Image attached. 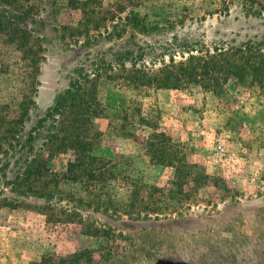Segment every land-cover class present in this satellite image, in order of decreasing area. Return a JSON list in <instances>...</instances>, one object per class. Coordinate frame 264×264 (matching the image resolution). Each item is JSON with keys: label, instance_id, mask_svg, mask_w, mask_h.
<instances>
[{"label": "rangeland", "instance_id": "obj_1", "mask_svg": "<svg viewBox=\"0 0 264 264\" xmlns=\"http://www.w3.org/2000/svg\"><path fill=\"white\" fill-rule=\"evenodd\" d=\"M31 2L37 68L0 39V106L34 99L0 159V264H264V80L153 82L215 47L264 60V0Z\"/></svg>", "mask_w": 264, "mask_h": 264}, {"label": "trees", "instance_id": "obj_2", "mask_svg": "<svg viewBox=\"0 0 264 264\" xmlns=\"http://www.w3.org/2000/svg\"><path fill=\"white\" fill-rule=\"evenodd\" d=\"M32 0H0V39L3 43V50L7 47H14L21 54L20 61L12 65L16 71H26L38 66L40 56L30 45L32 34L30 24L36 21L39 13L35 10ZM205 53V54H204ZM259 49L245 46L244 48L221 47L209 50L196 51L191 53L186 61L175 62L171 65H164L153 78V82L160 87H178L190 81H203L206 88H211L214 93L223 91V83L232 81L239 82L238 78L243 75H254V80L262 83L264 80V60L259 55ZM199 54V55H198ZM241 59L243 62H241ZM33 97V96H32ZM24 96L19 103L18 110L9 111V107L0 106V159L7 154L14 144L18 142V136L22 132L25 120L29 115L28 108L34 105L33 98ZM72 90L68 89L64 94L57 97L56 104L49 109L38 126L33 127L29 132L26 144L33 147V131L43 126V123L55 114L61 115L65 105L74 101ZM12 117V118H11ZM79 144V143H78ZM207 178V177H206ZM137 192L139 186H137ZM95 227H87L86 235L93 238L108 239L107 233L101 232ZM77 260L84 258L91 259L92 254L88 250L75 255Z\"/></svg>", "mask_w": 264, "mask_h": 264}, {"label": "built area", "instance_id": "obj_3", "mask_svg": "<svg viewBox=\"0 0 264 264\" xmlns=\"http://www.w3.org/2000/svg\"><path fill=\"white\" fill-rule=\"evenodd\" d=\"M223 147L222 146H217L215 149V155L220 156L222 154Z\"/></svg>", "mask_w": 264, "mask_h": 264}]
</instances>
